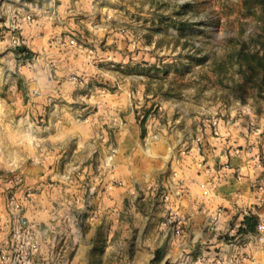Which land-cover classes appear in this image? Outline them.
<instances>
[{
	"label": "rangeland",
	"instance_id": "obj_1",
	"mask_svg": "<svg viewBox=\"0 0 264 264\" xmlns=\"http://www.w3.org/2000/svg\"><path fill=\"white\" fill-rule=\"evenodd\" d=\"M244 55L264 0H0V264L19 216L47 230L36 264H190L185 243L206 264L182 197L228 156L264 166Z\"/></svg>",
	"mask_w": 264,
	"mask_h": 264
},
{
	"label": "crops",
	"instance_id": "obj_2",
	"mask_svg": "<svg viewBox=\"0 0 264 264\" xmlns=\"http://www.w3.org/2000/svg\"><path fill=\"white\" fill-rule=\"evenodd\" d=\"M249 141L254 143L257 140L251 136ZM257 143H260L261 149L252 148L254 154L261 150L264 153V135ZM227 161H230L229 166L210 172L212 184L206 199H192L188 194L182 197L185 207L180 214L186 220L188 218L185 223L192 227L195 243L202 239V229L216 231L214 234L208 231L210 243L206 249L211 251L208 252L210 259L206 264H264V246L256 243L249 234L237 235L250 212L264 213V166L256 159L235 155L228 156ZM236 173H239L238 179ZM223 233H230L234 240L226 242L225 238H221ZM181 248L189 255L186 257L190 264H202L198 257L203 252L200 245L185 243Z\"/></svg>",
	"mask_w": 264,
	"mask_h": 264
},
{
	"label": "built area",
	"instance_id": "obj_3",
	"mask_svg": "<svg viewBox=\"0 0 264 264\" xmlns=\"http://www.w3.org/2000/svg\"><path fill=\"white\" fill-rule=\"evenodd\" d=\"M249 215L257 216L256 241L264 246V213ZM218 219V216H217ZM216 219V220H217ZM47 232L37 222H32L25 217L19 216L13 222L11 240L17 254L19 264H36L35 254L38 250V238Z\"/></svg>",
	"mask_w": 264,
	"mask_h": 264
},
{
	"label": "trees",
	"instance_id": "obj_4",
	"mask_svg": "<svg viewBox=\"0 0 264 264\" xmlns=\"http://www.w3.org/2000/svg\"><path fill=\"white\" fill-rule=\"evenodd\" d=\"M241 67H246L253 72L255 76H262V83L264 84V56L258 55H244L238 56ZM257 218L254 215H247L238 230L239 235L254 233L256 231Z\"/></svg>",
	"mask_w": 264,
	"mask_h": 264
}]
</instances>
